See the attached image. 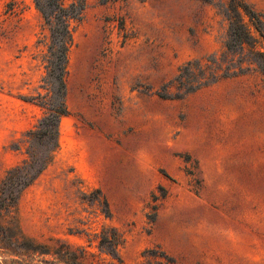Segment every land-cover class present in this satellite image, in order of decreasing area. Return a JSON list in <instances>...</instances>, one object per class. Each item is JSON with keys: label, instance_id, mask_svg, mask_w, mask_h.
<instances>
[{"label": "rangeland", "instance_id": "374dc122", "mask_svg": "<svg viewBox=\"0 0 264 264\" xmlns=\"http://www.w3.org/2000/svg\"><path fill=\"white\" fill-rule=\"evenodd\" d=\"M245 1L264 20V0ZM85 3L58 147L17 206L23 236L84 249L93 264H264V76L162 100L155 91L186 62L222 52L223 18L194 0ZM49 44L34 0H0V181L58 102ZM110 228L121 262L97 247Z\"/></svg>", "mask_w": 264, "mask_h": 264}, {"label": "trees", "instance_id": "16d2710c", "mask_svg": "<svg viewBox=\"0 0 264 264\" xmlns=\"http://www.w3.org/2000/svg\"><path fill=\"white\" fill-rule=\"evenodd\" d=\"M212 6L227 24L221 53L186 62L178 74L155 91L162 100H182L221 81L242 76L250 71L264 76V20L245 0H194ZM50 31L48 55L45 57L46 81L58 95V102L47 108L35 131L28 133L29 159L8 171L0 181V264H93L86 250L73 248L56 240L53 245L34 242L21 233L16 211L22 195L35 183L52 161L58 147L59 124L67 115L65 76L73 31L84 18L85 0H34ZM145 92H149L146 88ZM99 194L100 191L94 192ZM159 198L154 197V201ZM101 212L110 216L106 200ZM156 205L152 210H156ZM155 215V214H154ZM152 215V219L153 216ZM98 249L121 262L118 248L124 238L118 230L103 229L98 235ZM98 264V263H96ZM167 264H173L168 259Z\"/></svg>", "mask_w": 264, "mask_h": 264}]
</instances>
